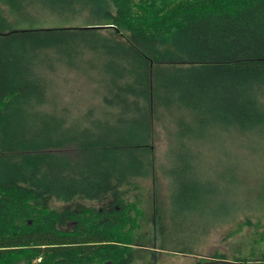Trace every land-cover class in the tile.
Returning a JSON list of instances; mask_svg holds the SVG:
<instances>
[{
	"label": "trees",
	"instance_id": "obj_1",
	"mask_svg": "<svg viewBox=\"0 0 264 264\" xmlns=\"http://www.w3.org/2000/svg\"><path fill=\"white\" fill-rule=\"evenodd\" d=\"M36 4L100 27L21 28ZM52 57L98 84V115L37 76ZM161 118L264 138V0H0V264H132Z\"/></svg>",
	"mask_w": 264,
	"mask_h": 264
},
{
	"label": "rangeland",
	"instance_id": "obj_2",
	"mask_svg": "<svg viewBox=\"0 0 264 264\" xmlns=\"http://www.w3.org/2000/svg\"><path fill=\"white\" fill-rule=\"evenodd\" d=\"M32 6L25 14L22 11L28 18L17 21L21 28L100 27L90 25L89 16L94 15L86 8L63 15L64 10ZM76 32L61 35L82 36ZM54 52L55 47L44 50L48 55ZM38 62L35 73L56 86V93L60 91L69 105L67 110H75L73 116L99 114L81 104L96 95L98 84L79 70L67 73L53 57L42 61L46 67ZM171 124L162 118L156 121L152 141L155 176L140 181L136 191L141 218L132 264H226L264 258V138L253 132L248 134L250 139L244 133L226 135L211 127L196 134L186 122L176 127ZM180 129L186 130L185 136L179 135ZM64 154L75 156L67 149Z\"/></svg>",
	"mask_w": 264,
	"mask_h": 264
}]
</instances>
